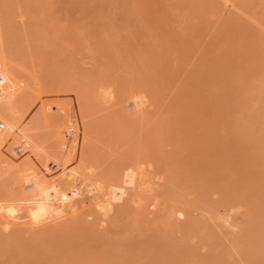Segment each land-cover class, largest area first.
<instances>
[{
    "label": "rangeland",
    "instance_id": "rangeland-1",
    "mask_svg": "<svg viewBox=\"0 0 264 264\" xmlns=\"http://www.w3.org/2000/svg\"><path fill=\"white\" fill-rule=\"evenodd\" d=\"M80 94L89 179L33 223L31 179L61 192L79 166ZM58 101L74 159L13 153L6 122L47 138L34 116ZM0 122V204L22 216L1 217L0 264H264V0H0Z\"/></svg>",
    "mask_w": 264,
    "mask_h": 264
},
{
    "label": "bare ground",
    "instance_id": "bare-ground-1",
    "mask_svg": "<svg viewBox=\"0 0 264 264\" xmlns=\"http://www.w3.org/2000/svg\"><path fill=\"white\" fill-rule=\"evenodd\" d=\"M13 81L11 83V84H13L12 86L15 88H18V90L20 92V90L22 89L21 84H23L24 82L23 83H22V81L18 82L17 80H15L14 82ZM19 85H21V86H19ZM15 88L13 89V91L15 90V92L17 93ZM79 89H80V87H79ZM21 91H23V89ZM52 91H50V92L52 93ZM68 91H70V90H68ZM79 91H81V89ZM19 92L17 94L21 93V92L20 93ZM65 93H67V92H65ZM72 93H73V90H72ZM79 96L77 95L76 101L77 100L79 101V109L81 112V113L79 112V114L83 118V123H82L83 132L82 133H83V138L85 137V140L83 139V141H84L83 145H81V147H80L81 153H79L80 154L79 158H78L79 162H77V163H79V166L76 163L77 168L73 169V171L71 170L72 172H70V174L67 173L68 175H66V176L63 174L65 177H63V180L61 179L60 184L64 189L61 192L56 186L47 185L46 181H42V180L38 179L37 176L34 175L35 177H33V179H31L32 182H30V184L34 188V193L33 192L32 193L35 197H37V200H35L34 203H32V204H28L25 208V210L27 209V215H26L27 218H29L33 223L38 224L39 222L41 223V221L43 222L44 220L46 221L48 219H52V218L57 217V216L58 217L62 216V214H63V211L61 208L63 205L62 203L64 201H69V200H72L76 197L78 198L80 196V193H81L80 188L79 187L74 188L73 184L76 180V177L79 175L78 172H80V170L83 173H86L85 167L88 164V162H87L88 161V156H87L88 155V153H87L88 145L86 142L88 140H86V138H88L87 137V135H89L88 130L91 127L88 124V122L86 123V119H85L86 114H87V110H88L87 109L88 107L86 105L89 103L84 104L85 103V99L83 100L84 95L81 96V94H80ZM78 97L82 98V99L79 100ZM75 98H76V96H75ZM66 100H68V99H66ZM81 100H83L84 102H82ZM78 101H77V104H78ZM55 102H57V101H55ZM66 102H62V103L59 101H58V103L51 102L52 104L47 103V102L46 103L42 102L44 104L41 103L42 105H40V108L37 109L34 117L40 118L42 120V123L44 124V126L47 127V130H48L47 138H46V136H44L45 134L43 135L44 137L41 138L40 136H38V134L33 132L34 130L32 131V128H29V127L15 128L16 124H13V123L11 124L10 122H6L7 128L5 127L4 130H8L9 131L8 133H10L11 131L13 133H15V135H14L11 132L13 137H15V139H12V140L17 141V143L15 142V146L12 148V152L15 153V149H18V148H20V150L24 151V152L30 150V152H32L34 154L39 153V154L45 156L46 158L51 159L52 161H54V163H57V164H61V162H62V164H65L64 161L67 162V161L71 160L73 157H75L76 140L78 138L79 133H76L77 129H75V127H74L76 125V122L74 120L73 111L71 110L72 109L71 107H73V106H71L70 108H69V106L71 104H69L68 107H67V105L64 106V103H66ZM67 103H71V101L69 102V100H68ZM72 105H74V104H72ZM63 109H66L68 111L63 110ZM69 110H70V112H69ZM81 116H79V117H81ZM81 121H82V119H81ZM90 123H93V122L91 121ZM89 131H91V129ZM11 133L9 135H11ZM12 135H11V137H12ZM68 135L72 136V140L70 142H69V140L66 141V139H68V137H67ZM14 141H12V142H14ZM67 142L70 143L69 146L66 145ZM23 146H25V147L27 146V149L24 148ZM43 156H41L42 159H43ZM37 157H40V156H37ZM86 168H88V167H86ZM76 169L78 172L76 171ZM82 172H81V174H82ZM87 172H89V170ZM127 174L124 176H127ZM80 176L83 180L85 178L89 179V177H88L89 174H87V173L84 175L85 177L83 176V174L79 175V178H80ZM129 176H130V174H129ZM126 178H125V180H126ZM131 178H133V177H131ZM128 180H130L129 184H131L130 177H128ZM26 181L28 183V179H26ZM91 181H89V183ZM128 182L129 181H127V183ZM89 183H88V186H89ZM125 183H126V181H125ZM125 183H124V185H125ZM90 184H91L89 186V187H91L90 192L93 193V191H94V193H95L99 187L97 186V190L95 191L96 186H94V185H96V184H94V183H90ZM125 186H128V185H125ZM123 189L120 188L121 191H120L119 195L124 194V192L122 193ZM50 191L54 193L52 198H51ZM66 191L67 192L70 191V192L68 194H66ZM119 198L120 197H118V196L117 197L113 196L110 199L111 200L112 199L117 200ZM107 204H109V203H107ZM16 213H19L18 209L16 210V208L13 207V205L0 204V220H1V217H2V219L4 218L3 220H1V221H3V222H1V223H3V225L9 227L10 223H12L14 221H19L20 219H22V216L17 215ZM19 224H20V222H19ZM2 228H3V226H2ZM83 234H85L86 236L89 235V233H87V232H85Z\"/></svg>",
    "mask_w": 264,
    "mask_h": 264
},
{
    "label": "built area",
    "instance_id": "built-area-1",
    "mask_svg": "<svg viewBox=\"0 0 264 264\" xmlns=\"http://www.w3.org/2000/svg\"><path fill=\"white\" fill-rule=\"evenodd\" d=\"M2 128H3V125H2L1 122H0V130H1ZM68 137H69V135H68ZM24 153H25V152H24V151H21L20 148L15 149V154L18 155V156L23 155Z\"/></svg>",
    "mask_w": 264,
    "mask_h": 264
}]
</instances>
